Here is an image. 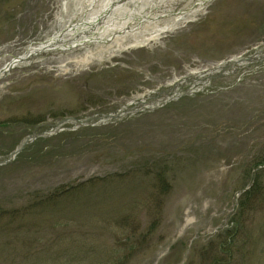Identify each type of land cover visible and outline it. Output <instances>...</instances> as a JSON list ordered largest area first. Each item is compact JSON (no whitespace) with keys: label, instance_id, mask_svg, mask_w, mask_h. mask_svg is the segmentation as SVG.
I'll return each instance as SVG.
<instances>
[{"label":"rangeland","instance_id":"1","mask_svg":"<svg viewBox=\"0 0 264 264\" xmlns=\"http://www.w3.org/2000/svg\"><path fill=\"white\" fill-rule=\"evenodd\" d=\"M134 1L119 6L136 12ZM153 2L143 3V16L162 11ZM79 4L0 0V71L77 25ZM114 14L108 9L96 27ZM77 28L76 38L64 37L90 33ZM100 46L35 59L0 80V158L50 124L117 111L263 51L264 0H208L159 40L76 66ZM201 92L122 122L66 125L1 166L0 264H264V64Z\"/></svg>","mask_w":264,"mask_h":264},{"label":"bare ground","instance_id":"2","mask_svg":"<svg viewBox=\"0 0 264 264\" xmlns=\"http://www.w3.org/2000/svg\"><path fill=\"white\" fill-rule=\"evenodd\" d=\"M79 1V13L78 17H83L77 25L72 23L71 27L75 30L79 26H84L83 34L90 33L87 37L81 41H74L67 43V39L64 37L68 30L62 31L61 34H56L53 37L46 40L43 44L30 46L26 52L15 58L5 69L0 71V80L7 76V74L13 69L20 67L22 64H29L31 60H35V57L41 53H63L60 50L53 51L55 48L72 49L76 47H87L97 43H101V46L95 51H88L82 57L76 60V66H86L94 62H101L103 60H109L120 51H126L127 49L134 47H141L159 40L163 35L173 32L180 25L186 24L189 20L198 16L208 0H186L180 2L179 0H161V12L158 14H151L143 16L141 10H143V3H150L154 5L153 0H140L134 2V6L139 10L136 12L128 10L125 6H119L121 3L113 2V0H77ZM66 6V3L64 4ZM96 6V7H95ZM112 8H115V19L112 23H104L103 28L98 29L96 25L99 23L103 14H107L108 9L110 12ZM85 9V10H82ZM125 16L126 19H119ZM137 16V17H136ZM136 19L137 25L130 23L129 20ZM104 20V19H103ZM83 24V25H81ZM69 26V27H70ZM97 30V33L94 31ZM118 30L117 33L112 31ZM82 34V35H83ZM76 36V35H74ZM71 44V45H69ZM31 61V62H32ZM30 62V63H31Z\"/></svg>","mask_w":264,"mask_h":264},{"label":"water","instance_id":"3","mask_svg":"<svg viewBox=\"0 0 264 264\" xmlns=\"http://www.w3.org/2000/svg\"><path fill=\"white\" fill-rule=\"evenodd\" d=\"M260 63H264V51L256 52L253 55L247 57H237L229 59L225 62L220 63L218 66L212 69L202 71L196 75L188 76L175 82L173 86H171L165 92L155 93L156 97L151 98L150 96H148L147 98H144L142 100L127 104L113 113H99L82 119L65 118L57 123L50 124L51 130L49 132H45L40 135H37L35 134L36 132H33L29 137L24 139L11 154L3 159H0V166L7 165L8 163L15 160V158L23 151V149L33 140L39 137H50L59 132H62V127L65 125H70L72 127L71 130L75 131L81 128H91L101 125L103 126L112 122L121 121L126 117H133L138 113H143L146 111L152 112L167 105L171 101H175L182 96L191 95L194 92L192 90H189L184 94L173 96L176 90L180 87L186 86L188 84H193L194 86L197 84H201L202 86H206L213 80L235 75L241 70L247 69L250 66ZM46 125L49 124H42L40 127Z\"/></svg>","mask_w":264,"mask_h":264},{"label":"trees","instance_id":"4","mask_svg":"<svg viewBox=\"0 0 264 264\" xmlns=\"http://www.w3.org/2000/svg\"><path fill=\"white\" fill-rule=\"evenodd\" d=\"M202 95H203V94H199V95L194 96L193 98H195V97H200V96H202ZM190 99H192V98H186V99H183V100L179 101L178 103H174V104H176V105H170V106H168V108H166V109L172 108V107H174V106H176V107H180V105H183L185 102H187V101L190 100ZM83 131H84V130H83ZM64 135H71V134H64Z\"/></svg>","mask_w":264,"mask_h":264}]
</instances>
